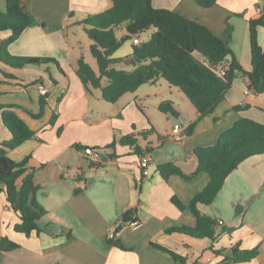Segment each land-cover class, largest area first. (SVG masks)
<instances>
[{
    "label": "crops",
    "instance_id": "1",
    "mask_svg": "<svg viewBox=\"0 0 264 264\" xmlns=\"http://www.w3.org/2000/svg\"><path fill=\"white\" fill-rule=\"evenodd\" d=\"M78 1L81 5L76 10L85 18L112 6L111 0ZM70 4L72 7V0ZM152 4L155 9L176 12L206 26L227 41L246 71L252 70L250 23L260 18L264 0H219L208 9L195 0H152ZM5 10L6 2L0 0V11ZM25 10L35 17L37 25L27 28L9 46V52L19 57L55 58L65 64L73 49L68 39L58 38L59 23L66 18V10L37 9L35 0H25ZM10 36V31L0 33V47ZM257 38L264 50V27L257 28ZM141 42L139 36L133 46ZM131 54L116 58L115 53L113 58L124 59ZM196 57L204 61L199 54ZM0 81V107H4L0 109V144L12 140L2 119L3 111L10 109L36 133L34 139L11 150L9 156L15 162L30 157L28 171L33 172L37 200L45 210L38 221L40 233L33 232L28 237L16 232L20 218L2 187L0 241L6 237L20 247L4 253L1 264H181L158 246L178 254L186 264H221L235 256L236 248H258L256 258L236 264H264V155L243 161L226 179L212 204L198 205L203 215L219 223L214 243L172 231L196 226L193 213L189 209L181 212L172 199L178 197L188 206L209 184L208 174L200 173L191 181L178 176L164 180L158 169L174 164L183 173L192 174L198 168L197 148L215 146L220 136L240 119L264 125V94L255 95L246 78H235L225 100L212 115L201 119L187 97L171 89L174 97H165L157 90L144 96L137 91L126 94L111 104L114 108L109 114H100L95 107L105 101L101 91L86 89L78 75H67L57 66L19 69L0 59ZM41 86L47 90L48 98L44 116L35 119L32 116L40 113L43 101ZM164 101L175 104L180 111L178 118L159 111ZM245 105L250 108L234 110ZM151 108L159 111L156 116L150 114ZM53 113L58 117L50 125ZM108 119L112 120L110 124ZM192 124L195 127L186 134ZM88 125L100 129L91 137L94 143L86 142L99 153L96 160L85 154L86 147L80 144L85 140L77 132ZM177 126L183 129L180 141L173 138ZM131 134L143 151L151 148L150 151L139 156L133 147L120 143L115 150H104L115 139L119 141ZM111 154L116 157L110 158ZM144 158L149 159L148 176L143 175L141 168ZM128 211L134 213L132 221H140L142 226L133 230L131 221L118 231L115 240L127 248L122 250L110 243L109 232L121 225Z\"/></svg>",
    "mask_w": 264,
    "mask_h": 264
},
{
    "label": "trees",
    "instance_id": "2",
    "mask_svg": "<svg viewBox=\"0 0 264 264\" xmlns=\"http://www.w3.org/2000/svg\"><path fill=\"white\" fill-rule=\"evenodd\" d=\"M203 8L215 6L219 0H195ZM6 10L0 11V33L10 31L11 36L4 40L0 47L2 63L12 68H41L57 66L60 63L55 58L48 57H19L9 52V46L19 39L22 33L37 25L35 17L25 10V0H5ZM108 10L89 15L81 25L84 26L90 40L91 53L97 60L99 72H95L82 57L78 61L76 73L86 89H98L102 98L110 104L117 103L123 96L135 93L140 87L156 84L160 79L178 88L197 110L200 119L212 115L216 108L225 100L226 93L232 88L235 78L242 76L250 85L249 89L255 95L264 94V50L258 43L257 28L264 27V6L260 18L250 23L252 70L246 71L233 55L227 41L218 38L209 28L191 21L179 13L155 9L152 0H111ZM155 28L148 42L133 46L131 55L124 59H114L115 53L128 41L139 37L142 33ZM118 30H125L122 38L117 37ZM231 28L228 29L230 37ZM199 54L204 61L199 60ZM231 61H228V58ZM126 62L132 71L115 70L113 65ZM226 70L225 76L221 75ZM41 82V81H38ZM0 83H2L0 81ZM41 110L35 119L44 116V106L48 95L42 94ZM4 107H0L2 110ZM250 108L249 105L234 107L235 111ZM159 111L175 118L180 116L179 109L171 101L162 102ZM57 114L53 113L50 125H54ZM2 119L5 127L11 132L12 140L0 144V192L5 188L11 208L19 215L20 223L15 226L18 233L31 236L33 232L40 233L38 221L45 210L37 200V187L34 183L33 172L28 171L30 157L23 162H15L9 152L21 146L26 141L35 138L36 133L13 110L3 111ZM195 127L192 124L186 130L190 134ZM141 135H146L142 133ZM131 146L139 156L145 151L137 145L135 135H127L119 141L114 140L104 150H115L117 144ZM97 153L86 147L84 152ZM104 151V152H105ZM99 156V153H97ZM264 155V125L250 119H240L232 128L224 132L217 144L208 148H197L195 156L198 168L192 174H185L174 164L159 166V173L164 180L178 176L185 181H191L200 173L208 174L210 181L187 206L178 197H173L172 203L181 211L189 209L195 219L194 228L181 227L172 231L195 238L217 239L218 222L210 216L203 215L198 209L199 204L210 205L222 190L226 179L246 159ZM115 158L116 154H111ZM21 181V182H19ZM115 247L127 250L119 240H110ZM158 246V245H157ZM20 246L6 237L0 241V264L3 255L18 249ZM170 253L175 260L186 264L178 254L158 246ZM215 253L220 254L221 251ZM259 249H235L233 258H226L221 264H236L250 262L257 257Z\"/></svg>",
    "mask_w": 264,
    "mask_h": 264
},
{
    "label": "rangeland",
    "instance_id": "3",
    "mask_svg": "<svg viewBox=\"0 0 264 264\" xmlns=\"http://www.w3.org/2000/svg\"><path fill=\"white\" fill-rule=\"evenodd\" d=\"M35 5L37 9H54L56 11L66 10V18L60 21L59 18V29L60 32L58 33V38L65 40L68 39L69 42L72 45V52L70 55V58L65 62V64L61 65L62 69L66 72L67 75H73L77 77L76 70L78 68V61L80 58H84L86 63L95 71L99 72V67L97 60L94 58V56L91 53V45L93 42L88 37L87 33L85 32L84 26L81 25L80 21H83L85 19L84 14L82 15L80 11L76 10L79 9V5H81V2L78 0H72V7L70 4V0H64V3L62 0H35ZM72 16V17H71ZM89 16V15H88ZM87 17V16H86ZM155 32V28H151L148 31L142 33L140 35V39H142L143 42H148L152 34ZM125 30H118L117 31V37L122 38L125 35ZM136 38L133 40H130L126 42L117 52H116V58L118 57H125L129 53H132V46L135 42ZM53 67H56L54 64L51 65ZM115 70H126V71H132V67L129 65H126V62H119L118 64H115L112 66ZM58 73V71L56 72ZM154 86H156L155 89ZM152 88V89H150ZM154 88V89H153ZM173 90L177 92L178 94H181L184 96V94L176 87L170 85L166 80L160 79L156 85H144L140 87L137 90V94L144 96L148 94L149 92L153 90H157L160 93H164L165 97H174V95L169 91ZM99 92V91H97ZM133 94V93H132ZM114 108V105L108 104L105 101H101L98 103L95 107L96 111L100 114L108 113L109 111ZM156 112L153 108L150 110V114L152 116H156ZM160 114V113H158ZM92 119L96 120L95 117H92ZM110 124L112 122L111 119H108ZM100 126V125H99ZM98 127L96 126H90L82 129H77V132L84 138L85 142H81L80 144L83 145V147H89L91 149L94 148V145L89 144L87 145L86 142L94 143V139L91 137L96 136V133L98 132Z\"/></svg>",
    "mask_w": 264,
    "mask_h": 264
},
{
    "label": "built area",
    "instance_id": "4",
    "mask_svg": "<svg viewBox=\"0 0 264 264\" xmlns=\"http://www.w3.org/2000/svg\"><path fill=\"white\" fill-rule=\"evenodd\" d=\"M225 74H226V70L223 69L222 72H221V75L225 76ZM40 92H41V95L42 94H46L47 90L43 86H41L40 87ZM182 132H183V129L180 126H177L173 130V138L175 140H177V141H180L183 138ZM87 154L93 160H96L98 158V154L95 153V152L88 151ZM148 167H149V159L148 158H144L141 161V168L144 170L143 171V175L144 176H148V172L146 171V169H148ZM130 224H131L130 226H131V228L133 230H138L142 226V223L140 221H132ZM220 224H223V222H220ZM118 228H119L118 226H115V227L111 228V230L109 232V239L110 240H115V238H116V236L118 234Z\"/></svg>",
    "mask_w": 264,
    "mask_h": 264
},
{
    "label": "water",
    "instance_id": "5",
    "mask_svg": "<svg viewBox=\"0 0 264 264\" xmlns=\"http://www.w3.org/2000/svg\"><path fill=\"white\" fill-rule=\"evenodd\" d=\"M2 183L3 182L0 180V184H2ZM133 216H134V213L132 211L126 212V214L123 217V221H122L121 225L118 228V231L122 230L126 226V224L128 222H131L132 219H133Z\"/></svg>",
    "mask_w": 264,
    "mask_h": 264
}]
</instances>
